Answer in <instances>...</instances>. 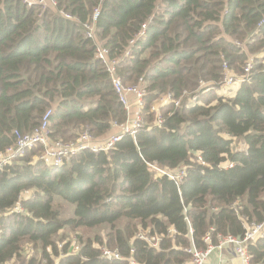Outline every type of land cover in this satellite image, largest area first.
<instances>
[{
  "label": "trees",
  "instance_id": "1",
  "mask_svg": "<svg viewBox=\"0 0 264 264\" xmlns=\"http://www.w3.org/2000/svg\"><path fill=\"white\" fill-rule=\"evenodd\" d=\"M55 2L72 21L56 9L0 0V151L14 145L15 131L36 128L46 110L53 112L51 137L62 141L86 127L101 135L111 122L124 120L95 58V41L84 34L95 10V37L110 60L153 17L117 69L123 83L144 90L148 126L106 153L83 152L59 167L32 162L41 152L37 147L0 169V264H190L185 249L191 241L204 250L210 229L216 245L218 235L242 238L244 225L262 222L264 0ZM228 40L261 54L249 79L235 93L198 91L201 83L220 89L223 61L234 75L242 74L245 55ZM167 94L180 106L161 108L158 125L150 106ZM151 162L170 171L182 168L185 177L179 186L156 179L146 166ZM28 191L34 195L26 196ZM20 196L25 214L2 217ZM54 197L74 206V218L59 219ZM66 226L108 231L104 239L79 237L81 249L74 254L70 244L60 251L54 242ZM140 230L156 238L155 248L136 238ZM25 241L40 246L39 257L22 256ZM100 247L116 250L123 260L101 259ZM246 248L251 264H264V237Z\"/></svg>",
  "mask_w": 264,
  "mask_h": 264
},
{
  "label": "built area",
  "instance_id": "2",
  "mask_svg": "<svg viewBox=\"0 0 264 264\" xmlns=\"http://www.w3.org/2000/svg\"><path fill=\"white\" fill-rule=\"evenodd\" d=\"M20 1L23 5L31 7H39L42 11L46 9H56L57 4L55 0H16ZM58 15L62 18L72 21V17L66 14L63 11H58ZM99 16V11L95 10L90 23L84 25V34L87 39L95 41L96 51L95 58L104 68L105 73L108 75V79L111 84L112 91L116 97L117 102L121 105L124 111V120L120 123L115 121L110 123V126L115 129L114 133L101 134L99 136H94L91 134L90 130L86 127L80 132L74 139L68 141L56 140L51 137V129L49 127V118L52 115V110H46L41 122L39 125L27 133H19L15 131L13 133L15 138V143L13 146L5 147L0 151V169L10 164L17 158L21 157L26 151L32 150L34 148L40 147L41 154L37 158L38 161H43L49 166L59 167L65 162H68L71 158L76 155H79L83 152H90L94 154L106 153L110 151L114 145L119 142L125 136H131L134 138L136 134L144 129L142 120L138 121L137 112H134L133 109L138 108L140 114L144 109V99L146 94L139 86L131 84H123L120 76L118 75L119 65L130 56V48L140 39H142L146 33L147 26L152 23L153 17H151L148 23L142 25L141 30L135 36V38L130 41L128 49L125 50L122 55L117 58L110 60L108 58V51L96 40L95 37V27L94 24ZM264 24V19L260 22L259 27ZM236 49H238L242 54H245L246 59L242 67V74L240 76L234 75L233 71L229 70L226 66V61H223V70L226 72L223 73L222 84L225 85L226 89H230L233 86H239L243 82L249 79L251 71L254 69L255 57L248 54L246 45L242 41L228 40ZM264 57V56H263ZM212 83L203 84L201 83L198 91L200 89L209 91L212 88ZM126 89H123V87ZM197 91V92H198ZM197 96L194 95L190 100V104L196 102ZM158 100L163 101L161 107L157 110L154 109L156 103H154L150 112L155 114V123L160 125L161 119L158 114L161 108L171 104L175 107L179 106L178 101H174L170 94L160 97ZM157 100V101H158ZM157 115V117H156ZM142 124V125H141ZM146 166L153 172L156 179L158 178H167L172 181L176 186H179L185 177V172L182 168L176 169L175 171H170L169 169L163 168L157 163H146ZM232 165L229 164L228 168H231ZM20 196L18 203L14 206L13 209H10L7 215L11 214H25L21 206ZM144 232L145 231H141ZM169 233H174L175 231H168ZM211 232L213 229H210L209 232L204 237V243H206V248L204 250L197 249L193 242L192 248L185 249L187 253L192 255L193 264H204L213 250H223L227 247H231L234 255L239 259L240 264H251L249 261L247 253V244L250 242H255L264 237V220L260 223H250L244 225V235L242 238H237L234 236H219L217 244L214 245L211 242ZM138 240L145 241L151 247L155 248L157 240L154 238L147 237V235L136 236ZM133 253V250L130 251ZM100 257L105 261H122V256L116 250H110L104 247H100ZM130 264H134L132 260H129Z\"/></svg>",
  "mask_w": 264,
  "mask_h": 264
},
{
  "label": "rangeland",
  "instance_id": "3",
  "mask_svg": "<svg viewBox=\"0 0 264 264\" xmlns=\"http://www.w3.org/2000/svg\"><path fill=\"white\" fill-rule=\"evenodd\" d=\"M259 53V52H258ZM249 55L251 56H254L256 60L257 58L260 59L261 57V54H259L258 56L257 55H253L255 53H252L251 52L249 53ZM257 54V53H256ZM245 55V54H244ZM246 58V56H245ZM226 72V70L224 69L223 70V73ZM125 84V83H123ZM123 89H126V87L122 86ZM212 90H210V92H213V94H216V95H223L225 92H226V87L224 84L221 83L220 85V89L216 87H214L212 85ZM163 104V101L161 100H158L154 106V109L157 110L161 107V105ZM190 104V103H189ZM195 104V102H193L192 104H190L191 106H193ZM180 106V105H179ZM178 106V107H179ZM145 107V105H144ZM143 107V108H144ZM151 107V106H150ZM134 112H137V116H138V121L139 120H142L141 123H143V126H148L146 120H145V117L143 115V112L142 114H140V111L138 108H135L133 109V115H134ZM157 117V115H156ZM142 125V124H141ZM115 132V129H113L111 126L109 127V130L106 132V133H114ZM106 133H103V134H106ZM99 136V135H97ZM69 137V136H68ZM75 138V137H74ZM72 138V139H74ZM69 139V138H68ZM71 139V140H72ZM37 154H35L33 156V159H32V162L37 160V158L40 156V152L38 153L37 151L35 152ZM38 161V160H37ZM36 162V161H35ZM28 194L26 196H30L34 193V191H28L27 192ZM34 195V194H33ZM22 200V199H21ZM53 208L55 211H58L59 212V219L60 220H66V219H71V218H74V206L72 204H69L67 202H65L64 200H62L61 198L59 197H54V201H53ZM8 213V212H7ZM7 213L5 212L3 215H1L2 217H6V216H9L7 215ZM119 227H121V225L119 224ZM107 228L106 226H99V227H96V228H90V229H86V228H77V229H73V228H70L68 226L64 227L62 230H60L57 234V237L54 239V242L55 244L58 246V249H60V251H62L63 249V246L65 244H70V247L72 248L70 250V253H77L80 249H81V244H80V239L79 237H81L83 239V241L87 240V239H90L92 241H94V238L95 236H99V237H102L104 239V236L105 234L107 233ZM143 230H140L136 236H139V235H145L144 232H141ZM172 234V233H171ZM152 240H154V238H151ZM192 243L190 241V246H189V249L192 248ZM22 256L26 259H30L31 257H39L40 255V246L38 244H32L31 242L29 241H25L23 242L22 244ZM187 253V251H185ZM228 253L229 255L232 256V258H236L237 260H239L237 258L236 255H234L233 251H232V248L231 247H227V249H223V250H213L210 255L208 256L207 260L214 254L216 253L217 255L219 254L220 256V253ZM62 256V252H60ZM189 256H190V264H193L192 262V255L187 253ZM218 259V257H217ZM206 260V262H207ZM57 261V260H56ZM206 262L204 264H206ZM220 264H222V262H220ZM226 264V263H225Z\"/></svg>",
  "mask_w": 264,
  "mask_h": 264
},
{
  "label": "crops",
  "instance_id": "4",
  "mask_svg": "<svg viewBox=\"0 0 264 264\" xmlns=\"http://www.w3.org/2000/svg\"><path fill=\"white\" fill-rule=\"evenodd\" d=\"M239 89V86H233L230 89H225L226 92L225 93H229L232 92L235 93L237 90ZM224 93V94H225ZM217 251V250H216ZM218 257V259H217ZM220 262H222V264H240L239 260H237L236 258H232L231 255H229L228 253L224 252V253H220L217 255L216 253H214L206 262V264H220Z\"/></svg>",
  "mask_w": 264,
  "mask_h": 264
},
{
  "label": "clouds",
  "instance_id": "5",
  "mask_svg": "<svg viewBox=\"0 0 264 264\" xmlns=\"http://www.w3.org/2000/svg\"><path fill=\"white\" fill-rule=\"evenodd\" d=\"M241 85V84H240ZM240 85H239V87H240Z\"/></svg>",
  "mask_w": 264,
  "mask_h": 264
}]
</instances>
